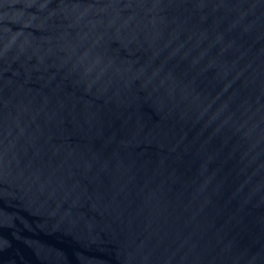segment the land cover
<instances>
[{
	"label": "water",
	"instance_id": "1",
	"mask_svg": "<svg viewBox=\"0 0 264 264\" xmlns=\"http://www.w3.org/2000/svg\"><path fill=\"white\" fill-rule=\"evenodd\" d=\"M0 264H264V0H0Z\"/></svg>",
	"mask_w": 264,
	"mask_h": 264
}]
</instances>
